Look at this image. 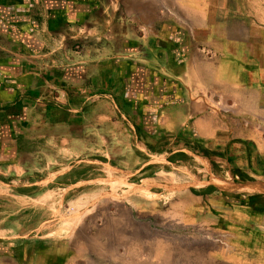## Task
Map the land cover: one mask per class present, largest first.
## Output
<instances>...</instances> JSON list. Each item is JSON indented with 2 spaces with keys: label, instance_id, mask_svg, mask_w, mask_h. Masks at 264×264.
I'll return each instance as SVG.
<instances>
[{
  "label": "crops",
  "instance_id": "crops-1",
  "mask_svg": "<svg viewBox=\"0 0 264 264\" xmlns=\"http://www.w3.org/2000/svg\"><path fill=\"white\" fill-rule=\"evenodd\" d=\"M217 1L0 0V264L106 257L78 239L96 184L114 180L126 193L119 217L98 230L119 237L115 264L143 262L131 210L171 194L186 211L218 215V262L264 264V182L251 179L252 162L264 167V9ZM211 156L228 188L197 177ZM184 158L201 166L189 182L159 183ZM73 193L86 199H64ZM62 208L78 211L65 230ZM37 212L47 218L35 223Z\"/></svg>",
  "mask_w": 264,
  "mask_h": 264
},
{
  "label": "rangeland",
  "instance_id": "rangeland-1",
  "mask_svg": "<svg viewBox=\"0 0 264 264\" xmlns=\"http://www.w3.org/2000/svg\"><path fill=\"white\" fill-rule=\"evenodd\" d=\"M162 1H164V4L167 3L169 6L171 5V0L170 3L169 0ZM232 1L239 3V7H243L244 11L247 10L246 5H254L256 10L255 12L259 15L260 11H262V8L264 9V0H222V7H224V9L227 5L230 7ZM216 3L218 4L219 0ZM81 33H85L86 36H89L87 31L83 30L82 28ZM96 35L97 34L95 33L94 36ZM211 99L213 100L212 97ZM214 115H217L218 119V114ZM117 140L114 141L116 143H114L115 145L113 152H115L116 156H120L119 154H121L122 151L125 152V149L122 143H120V140ZM210 158L211 160L209 163L211 165V170L201 171L197 174V177L202 179V183H213L217 187L220 186L221 189L228 188L229 185H226L224 181L218 179V167L216 166L218 165V162H215V158L213 156ZM120 159L121 160H116L115 164L121 167L125 166L126 173H129V171L132 170L131 165L133 161L127 158L124 159L122 157ZM221 165V169L223 171L226 170L227 166L229 167L231 164H228L227 166H225V164ZM252 165L258 169L260 173L259 176H254L251 179L264 182V167L258 161L252 162ZM169 166H172V168ZM200 168L201 166L197 163V161L189 160L187 158L180 159L175 165H166L167 174L160 175L159 183L167 185L185 184L189 182L190 179L189 175L187 174L189 173L188 171H190L192 174ZM246 177L243 175H238L236 178H233V180L241 181ZM139 184V182H136V184L130 187L129 190L140 189ZM118 185V182H115V180L108 185H104L103 183L96 184V190L94 193H92L93 195L89 199V201L92 202V205L93 202L97 205H95L94 209L91 208L89 210L91 212L89 219L84 221L85 228H90V231H88L86 236H81L78 241L79 243H82L88 239V242L91 245H103L106 249H110L109 254L104 253L107 255L104 258L99 257L101 255L100 253L97 254V252H90L89 256L86 255L85 259H90L92 264H115L113 261V251L118 250L120 253L123 249L117 235L99 234L98 230V228L102 227L103 222L107 221L109 217H119V203L123 202L126 193L121 192V188L119 187L121 185ZM80 195L81 194L77 193L65 194L64 199L75 201L86 199ZM171 195H164V198L160 199L163 200L162 203L154 202L153 206L151 203L145 204L142 206L141 211H135L133 209L131 210V216L135 218L140 229H142L143 234V237L140 239V244L142 247L139 249L138 253L142 255L141 259L143 262L141 264H229L225 261L218 262V245L220 246L221 243H223L222 245L227 244L226 240L224 242H218V215L216 217H211L210 215H205L200 212L197 213L195 211H186L185 208L182 207V204L168 202L172 200ZM57 198L59 199L60 196L58 195ZM103 200L105 202H103ZM77 213V209L70 210L68 208H62L60 210L58 215L60 220H58V222L60 225H62L64 230L67 229L72 220L75 221L76 217L78 216ZM45 216H47L45 213H33L32 220L35 223H38L41 218H47ZM210 220H215L216 223L210 225ZM37 230L38 226H36V229L31 233V244L38 248V241L40 236H43L44 232H40L41 234L35 233ZM50 236H48L47 240H51V238L55 239L53 235ZM65 236H67V234H65ZM75 236L76 235H73L72 237V234H70L68 237V239L73 238L71 239L73 246L76 242L74 241L76 240L74 239ZM42 239H45V236ZM151 249L157 250L158 258L155 257L150 260V255L148 254L147 250Z\"/></svg>",
  "mask_w": 264,
  "mask_h": 264
},
{
  "label": "trees",
  "instance_id": "trees-1",
  "mask_svg": "<svg viewBox=\"0 0 264 264\" xmlns=\"http://www.w3.org/2000/svg\"><path fill=\"white\" fill-rule=\"evenodd\" d=\"M202 155H207L208 152L206 150H201L200 152ZM177 155H181V153H178ZM172 158V157H171ZM255 209H259L258 207H256Z\"/></svg>",
  "mask_w": 264,
  "mask_h": 264
},
{
  "label": "bare ground",
  "instance_id": "bare-ground-1",
  "mask_svg": "<svg viewBox=\"0 0 264 264\" xmlns=\"http://www.w3.org/2000/svg\"><path fill=\"white\" fill-rule=\"evenodd\" d=\"M230 187H231V185H230ZM229 190V189H228Z\"/></svg>",
  "mask_w": 264,
  "mask_h": 264
}]
</instances>
